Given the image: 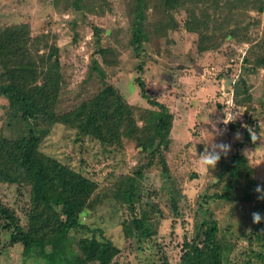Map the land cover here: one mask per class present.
I'll return each instance as SVG.
<instances>
[{
  "label": "rangeland",
  "instance_id": "obj_1",
  "mask_svg": "<svg viewBox=\"0 0 264 264\" xmlns=\"http://www.w3.org/2000/svg\"><path fill=\"white\" fill-rule=\"evenodd\" d=\"M149 1L148 20L155 24L165 14L156 4L161 0ZM220 1L185 0V7L180 0L177 11L166 12L174 17L177 30L145 43L138 56L130 45L136 0H0V28L29 27V44L36 63L60 62L70 100L81 92L90 60L99 50L93 31L98 27L103 29L100 43L106 61L115 64L106 71L127 102L153 109L142 99L136 85V78L141 77L149 96L174 115L172 141L164 150L169 172H164L157 159L143 178L145 202L157 204L160 210L146 223L152 233L150 238L141 233L125 236L124 222L135 216L114 195L126 176L147 163L135 142L125 140V148L113 152L95 141L77 143L75 131L57 125L40 146L45 155L95 182L93 208L82 215V222L90 229L73 234L112 241L121 251L113 264H179L185 238L194 236L201 226V206L211 210L219 223L218 238L226 250L225 264H242L249 260L252 250L259 249L253 239L252 213L264 203L258 198L262 193L255 191L251 203L214 200L213 196L225 192V183L219 184L217 175L220 169L234 165L231 157L237 152L246 156L253 170L252 175L247 170L241 174L242 187L247 176H251L256 188L264 189V68L253 67L255 56L264 45V9H236L237 21L224 25L228 11L225 1ZM205 12L212 21L207 24L209 29L204 28L203 35L189 32L186 22L192 14L202 19ZM204 19L207 21V14ZM243 83L248 94L240 91ZM223 87L234 89L239 95L236 103L243 113L231 124V131L221 126L224 114L219 104ZM7 106V100L0 98V132L14 138ZM137 119L138 125L143 126L140 114ZM249 129L257 135L256 142L246 140ZM237 132L240 139L236 138ZM211 141L231 145V151L226 157L221 156L215 169L199 163V155ZM174 199L178 215L174 212ZM0 203L14 210L20 226L27 230L30 188L0 183ZM143 205L135 213L138 218ZM145 210L150 213L149 206ZM5 224L0 217V225ZM11 236V231L0 227V264H43L39 251L24 256L23 246L13 245Z\"/></svg>",
  "mask_w": 264,
  "mask_h": 264
},
{
  "label": "trees",
  "instance_id": "obj_2",
  "mask_svg": "<svg viewBox=\"0 0 264 264\" xmlns=\"http://www.w3.org/2000/svg\"><path fill=\"white\" fill-rule=\"evenodd\" d=\"M223 1L228 11L224 25L237 21L238 16H234L236 9L244 12H261L264 9V0L220 2ZM179 3L180 0L156 2L165 18L152 24L147 16L150 1L136 0L130 41L135 54H141L145 43L162 39L171 30H177L174 17L166 12L177 11ZM206 14L207 21L204 19ZM208 18L207 12L202 19L193 13L191 20L186 22L187 30L203 35V29H209L207 24L212 22ZM93 31L99 50L90 60L85 80L80 86L81 92L70 100L60 62L36 63L29 44V27L14 25L0 28V98L8 102L7 117L15 133L14 138H9L3 131L0 132V183L30 188L27 230L20 226L15 211L1 203L0 217L6 224L0 227L12 232V244H21L24 256L39 251L43 264H113L121 253L112 241H100L95 236L79 238L73 234L81 229H90L82 222V215L93 208L96 184L40 151V146L55 126L62 125L75 131L77 143L95 141L113 152L122 151L125 140L133 141L140 153L147 157V163L126 176L114 194L135 216L132 221L124 222V233L128 238L138 233L152 237L146 223L160 213L157 204L148 205L145 202V171L155 166L158 159L164 172H169L164 150L169 149L172 141L174 115L168 107L149 96L141 77L136 78V85L142 99L153 109L138 108L127 102L106 71L108 66L115 64L106 61L101 48L103 29L94 27ZM259 49L255 56L256 65L253 66L255 70L264 68V45ZM240 91L248 94L246 83L242 84ZM138 114L143 126L138 125ZM245 136L246 140L252 141L249 130ZM231 161L234 165L220 169L217 175L219 184L225 183V192L215 194L213 199L251 203L256 191L255 181L247 176L242 187L241 174L247 170L252 175L253 170L248 166L246 156L238 152L231 157ZM173 202L174 212L178 215V204L175 199ZM140 205L143 207L138 218L135 213ZM147 206L150 213L145 210ZM257 212L264 217V203ZM198 213L201 226L194 236L185 238L179 264H225L226 250L218 238L220 226L214 213L205 206H201ZM253 235L259 249L252 250L249 260L242 264H264V219L259 224L255 223Z\"/></svg>",
  "mask_w": 264,
  "mask_h": 264
},
{
  "label": "clouds",
  "instance_id": "obj_3",
  "mask_svg": "<svg viewBox=\"0 0 264 264\" xmlns=\"http://www.w3.org/2000/svg\"><path fill=\"white\" fill-rule=\"evenodd\" d=\"M224 115L226 117L224 123H232L234 122L236 119H239L242 114L238 111L235 115H233V112H225L224 111ZM245 127H247L245 125ZM250 133H251V139L253 142H256L258 137L255 134V132H253L251 129H249ZM236 138L240 139L241 138V134L239 132L236 133ZM205 149L203 154L199 155V163L206 167V168H211V169H215L218 162L221 159V156H227L229 154V152L231 151V145L230 144H225V143H214V142H210L205 144ZM246 154V153H245ZM256 191L258 193H262L261 196H259V199L264 200V189H262L261 187H257ZM252 219L254 223H261L262 219H264V217L261 216V214L259 212H253L252 213Z\"/></svg>",
  "mask_w": 264,
  "mask_h": 264
},
{
  "label": "built area",
  "instance_id": "obj_4",
  "mask_svg": "<svg viewBox=\"0 0 264 264\" xmlns=\"http://www.w3.org/2000/svg\"><path fill=\"white\" fill-rule=\"evenodd\" d=\"M223 90V93H222V95H221V102H220V104H221V106H222V110H223V114H224V111L225 112H230V111H232L233 112V115H235L238 111L241 113V114H243L242 113V110L240 109V107L237 105V103H236V94H235V90L233 89V90H225L224 89V87L222 88ZM225 119H226V117H225V115H223V118H222V124H221V126H222V128H223V130H229L230 129V131H231V128H230V126H231V124L233 123H224V121H225ZM236 121V120H235ZM234 121V122H235ZM229 131V132H230Z\"/></svg>",
  "mask_w": 264,
  "mask_h": 264
},
{
  "label": "crops",
  "instance_id": "obj_5",
  "mask_svg": "<svg viewBox=\"0 0 264 264\" xmlns=\"http://www.w3.org/2000/svg\"><path fill=\"white\" fill-rule=\"evenodd\" d=\"M218 104H219V103H218ZM219 106H220L219 108H221L220 110H222V106H221V104H219ZM219 120H220V118H219ZM219 120H218V121H219Z\"/></svg>",
  "mask_w": 264,
  "mask_h": 264
}]
</instances>
